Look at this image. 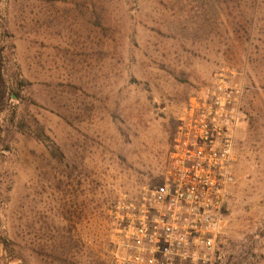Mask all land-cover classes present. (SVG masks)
<instances>
[{"label":"rangeland","instance_id":"obj_1","mask_svg":"<svg viewBox=\"0 0 264 264\" xmlns=\"http://www.w3.org/2000/svg\"><path fill=\"white\" fill-rule=\"evenodd\" d=\"M244 88L220 264H264V0H0V264H105L107 211L163 178L176 117Z\"/></svg>","mask_w":264,"mask_h":264},{"label":"built area","instance_id":"obj_2","mask_svg":"<svg viewBox=\"0 0 264 264\" xmlns=\"http://www.w3.org/2000/svg\"><path fill=\"white\" fill-rule=\"evenodd\" d=\"M244 88L219 71L176 117L162 181L109 207L105 264H216Z\"/></svg>","mask_w":264,"mask_h":264},{"label":"trees","instance_id":"obj_3","mask_svg":"<svg viewBox=\"0 0 264 264\" xmlns=\"http://www.w3.org/2000/svg\"><path fill=\"white\" fill-rule=\"evenodd\" d=\"M216 264H220V262H219V261H217V262H216Z\"/></svg>","mask_w":264,"mask_h":264}]
</instances>
